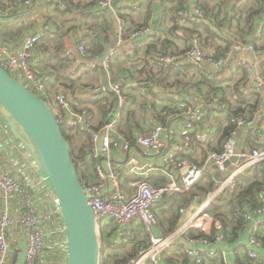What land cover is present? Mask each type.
<instances>
[{"label": "built area", "instance_id": "built-area-1", "mask_svg": "<svg viewBox=\"0 0 264 264\" xmlns=\"http://www.w3.org/2000/svg\"><path fill=\"white\" fill-rule=\"evenodd\" d=\"M51 1L66 7L63 0ZM152 1L97 2L96 9L107 12L118 29L106 60L90 56L83 43L62 51V74L71 80L98 69L107 72L108 91H97L107 94L98 101L109 105L105 115L77 106L67 90L48 93L47 78L33 64L43 31L28 36L15 52L0 43V67L48 104L62 130L89 137L91 145L77 173L98 234L102 239L103 233H111L113 243L127 248L135 241L137 249L128 258L121 254L119 264H264V51L258 47L264 41V22L253 30L264 14V0ZM33 4L19 0L0 8V17ZM143 49L151 51L149 62ZM119 54L125 69L137 67L147 75L137 88L112 73ZM187 67L198 77L193 87L182 81L195 79L186 78ZM146 94L165 97L163 106L146 104ZM0 117L8 128L6 133L0 125L2 139L11 129L2 112ZM128 119L134 124L131 134L119 129ZM14 142L13 151H20V144L29 155L17 138ZM1 155L8 159L9 149L0 150ZM257 171L263 177L255 199L240 201L243 178ZM207 177L212 188L197 192ZM0 193L7 204L17 196L22 206L17 216L9 208L0 216V264L9 262L8 234L16 225L26 237V264H48L42 226L66 233L54 189L40 212L28 180L0 167ZM233 204L236 211L228 221L241 223L228 222L225 229L215 209L228 213Z\"/></svg>", "mask_w": 264, "mask_h": 264}, {"label": "crops", "instance_id": "crops-1", "mask_svg": "<svg viewBox=\"0 0 264 264\" xmlns=\"http://www.w3.org/2000/svg\"><path fill=\"white\" fill-rule=\"evenodd\" d=\"M94 0H82L81 5H77L75 10L83 12L82 16H78V20L76 23L72 24V29L63 37L61 41V48H59L58 43L60 39L57 36L48 37V33H54L57 31L56 27L54 26L53 21H49L47 17L53 19L56 17V12L53 10V6H49L47 3L52 2L51 0H33V6L35 8H40L42 11L40 14L31 17L30 14H21L20 16L15 15H8V16H1L0 17V43L1 44H9L13 51H18L21 48L23 41L30 35L35 33L44 32V38L40 44L37 45L35 52H34V59L33 64L38 70L40 71L41 75L47 78V85H48V93L51 94L55 89H61L63 91H68L69 95L71 96L72 100L75 102L77 106L81 107H88L93 110H96L98 113L100 111V105H93L92 103L98 102L97 100V91H101L105 89V70L98 69L93 72H89L86 74L79 75L76 79H73L74 82L73 87L69 88V86H61L57 80V77L60 74L63 76L62 71L66 64V59L62 56V51L65 47L74 48L75 45L79 43L85 44L86 37L93 36V32L88 31L89 25L92 23L89 17V10L87 4L89 2H93ZM53 3V2H52ZM54 4V3H53ZM85 7V8H84ZM97 10L96 6L93 7V11ZM36 11V9H35ZM109 17V32L108 36L111 41V45L106 48V50L115 45L116 36H117V24L115 20L107 13L101 12ZM74 16V20H76L77 16L72 12ZM30 15V16H26ZM78 15V14H77ZM264 22V14H262L258 19L253 28L256 31L259 27V24ZM89 32V33H88ZM261 51H264V41L259 43L258 45ZM105 50V51H106ZM143 49V53L146 55L147 58L144 60H149L152 57L150 54L151 51ZM104 51V52H105ZM103 52V53H104ZM102 53V54H103ZM59 55V56H57ZM100 56V55H99ZM120 59L116 61V63L112 64V73L114 76H121L124 77L126 80V85L132 86L134 88L138 87V82L144 80L147 75L142 71H138V68L135 67L133 70H127L124 68L122 59V54H119ZM122 61V62H121ZM264 62V57H263ZM140 69V68H139ZM190 74L186 75V78L190 77L191 75L194 76V81H183L184 87H193L196 83L198 84V77L196 76V71L193 73V70H190V67L186 68ZM193 73V74H192ZM107 74V73H106ZM108 76V75H107ZM65 77V76H63ZM68 78V77H65ZM192 78V77H191ZM190 78V79H191ZM22 79V78H21ZM69 79V78H68ZM55 81V83H54ZM173 81V80H172ZM59 83V84H56ZM195 82V83H194ZM94 87V89H90ZM161 87V84L156 85V92L159 95L161 91L158 88ZM161 89V88H160ZM137 92L136 90H134ZM176 96V95H175ZM159 97V96H158ZM144 100H146V104L153 105L154 102L158 105L161 104L163 106L162 100L160 97L156 99L155 96L152 95H145ZM91 102V103H89ZM174 102V101H172ZM1 115V111H0ZM139 121L143 118L142 115L138 116ZM1 118V117H0ZM4 124H7L5 119ZM0 125L4 127V130L7 133V126L3 125L0 122ZM3 136V135H2ZM16 138H14L13 134L8 133L7 135L3 136L0 139V150L3 152L5 149H9L10 155L8 159H5L3 155L0 156V167L2 170H5L9 173L15 174L20 176V178H26L30 183L32 189L35 192L36 198V205L38 206V210L43 212L45 210V205H47V193L51 192L49 188V182L45 177L44 173L41 169L36 165V163L30 158L29 155L25 154L21 150L13 151L12 142H14ZM15 143V142H14ZM43 187V188H42ZM41 189V190H39ZM42 191V192H41ZM9 204L6 203L5 199L2 197L0 193V216L2 214L3 209L9 208L14 216H17V213L21 210L22 206L18 197L14 196L10 200ZM175 202V197H172V202ZM62 222V220H60ZM43 233L46 239V250L44 252V259L48 262V264H66L67 263V240H65V244L63 245L60 253L57 252L56 242H51L53 236H55V232L59 229H54L51 225H43ZM64 233V228L61 229ZM60 231V232H61ZM59 232V231H58ZM9 245H10V257L8 264H12L13 256L16 254L15 264H26V237L20 225H16L15 228L8 234ZM55 245V246H54ZM131 250V248L129 247ZM59 251V250H58Z\"/></svg>", "mask_w": 264, "mask_h": 264}, {"label": "water", "instance_id": "water-1", "mask_svg": "<svg viewBox=\"0 0 264 264\" xmlns=\"http://www.w3.org/2000/svg\"><path fill=\"white\" fill-rule=\"evenodd\" d=\"M114 46L100 58L107 59ZM105 72V89L110 82ZM0 110L55 191L68 246V264H100L101 237L78 177L71 148L48 104L0 67ZM109 123V121H108ZM17 255L12 259L15 264Z\"/></svg>", "mask_w": 264, "mask_h": 264}, {"label": "trees", "instance_id": "trees-1", "mask_svg": "<svg viewBox=\"0 0 264 264\" xmlns=\"http://www.w3.org/2000/svg\"><path fill=\"white\" fill-rule=\"evenodd\" d=\"M18 1L19 0H0V8L6 9L9 5L11 6L12 4H14ZM63 1L65 3V6H66L65 8H60L59 6L53 4L52 2L47 3L49 6H53V10H54V12H56V17H54L53 19H51L50 17H47V19L50 22L53 21L54 26L57 29V31H55L54 33L49 32L47 38L48 39L51 38L50 35L51 36H54V35L57 36L58 39H60V41L58 43L59 48L62 47L61 41H62L63 37L72 29V24L76 23L78 20V16H82V14H83V12L75 10V8H77V5L82 4L81 3L82 0H63ZM98 1L99 0H94L93 2H91V3L89 2V4H87L88 10H89V15H87V17H89V19L92 22L89 25L90 27H89L88 31L93 32V36L92 37H90V36L86 37L84 43L88 47L89 55L92 57H96V56L101 55L106 50V48L111 45V41H110V38L108 36V32L110 31L109 30V28H110L109 17L105 14H102L98 10L93 11V7L97 4ZM180 1H181V5H183V0H180ZM150 2L153 3L152 0H150ZM35 7L36 6H33L32 8H29V9L24 10L22 12H17V11H14L13 13L10 12L9 15L10 16L15 15L17 17V16H20L21 14H30L31 17H34V16L40 14V12L42 11V9L40 10L39 7L38 8H35ZM35 9H36V11H35ZM72 12H74V14L77 16L76 20H74V16H73ZM30 15H26V16H30ZM149 16H150V13H148V18H149ZM133 22H135L134 19H133ZM57 56H59V55H57ZM10 75L13 78H16L13 74L10 73ZM57 80L61 86H69V88H71L74 85V82L70 78L69 79L65 78L61 74H60V76L57 77ZM54 83H55V81H54ZM59 83L56 82V84H59ZM213 91H216V90L213 88ZM159 97L163 100L165 99V97H163V96H159ZM172 101H173V99H172ZM89 103H91V102H89ZM102 103H103V105L101 104V102H95L92 104L93 105L99 104L100 105L99 109L101 111V114L105 115L109 110V105L107 103L104 104V102H102ZM130 122H131L130 119L126 120V122L124 121L119 126V129L122 132H125L127 134H131L132 130L134 128V124H131ZM100 125H103V122H101ZM230 130H231V128L227 129L226 134H228L230 132ZM62 131H63V134H64L66 140L68 141V143L70 145L72 158H73V161L75 163L76 169L79 170L81 163L83 162L85 152L91 145L90 139H89V137H87L84 134H81L80 132H73V131L67 132L65 130H62ZM71 135H73L74 137H72ZM45 177H46V175H45ZM262 177H263V175H261L260 171H257L255 176H253L251 178H247V177L243 178L242 181H243L244 187H243V190L241 191V193L239 195L240 201L242 198H245L248 196H251L253 199H255L254 190L262 182L261 181ZM47 180H48L49 185H50L49 188L53 190V186L50 183L48 178H47ZM208 188H212V180L209 177L205 178L204 180H202V182L200 184H198V186L196 187V191L202 193V192L207 191ZM239 206L243 207V205H239ZM227 211H228V213L224 212L223 214H220V210L218 208L215 209V214L219 215L223 218L225 229H227V227L229 226V223L233 224L235 222V225L241 223V220L236 219V218H233L232 222L228 221V215L234 214L236 211L234 204L227 206ZM111 237H112L111 233H109V234L103 233L102 234V239H101L102 249H101V258H100L101 263L100 264H114V263L119 264L121 262V260H120L121 254H123L125 258H128L132 254L136 253L137 249L135 247V241L130 243V246L132 245L131 246L132 248L130 250L129 246L127 248L126 244L125 245H119L117 243H113ZM121 250H123V253H121ZM67 254H68V250H67ZM66 264H68V258H67Z\"/></svg>", "mask_w": 264, "mask_h": 264}, {"label": "rangeland", "instance_id": "rangeland-1", "mask_svg": "<svg viewBox=\"0 0 264 264\" xmlns=\"http://www.w3.org/2000/svg\"><path fill=\"white\" fill-rule=\"evenodd\" d=\"M145 53H146V50H145ZM188 62L191 63L190 60H188ZM180 78L183 79V76H181ZM172 96H174V94H172ZM106 97H107V94L104 93V94L98 95L97 100L102 101ZM71 136L74 137L73 135H71ZM60 231H61V229L57 230V232H55L56 233L55 236H53V238L51 239V242H56L55 243L56 247L59 250V251L57 250L58 253H60L63 245L65 244V240H67L66 233L65 232L63 233L62 231L61 232Z\"/></svg>", "mask_w": 264, "mask_h": 264}]
</instances>
